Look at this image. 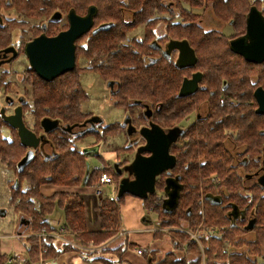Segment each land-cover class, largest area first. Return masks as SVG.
Returning a JSON list of instances; mask_svg holds the SVG:
<instances>
[{"label":"flooded vegetation","instance_id":"1","mask_svg":"<svg viewBox=\"0 0 264 264\" xmlns=\"http://www.w3.org/2000/svg\"><path fill=\"white\" fill-rule=\"evenodd\" d=\"M71 13L80 22L93 13L70 47L67 42L57 47L62 59L73 51L71 68L42 78L26 48L40 36L52 38L68 31ZM251 13L255 25L264 24V0H0V88L8 91L6 106L0 107V135H9L11 140L17 135L20 140L18 127L7 120H15L20 109L26 128L40 136L35 153L44 160L60 156L62 160L73 151L78 165L83 164V174L72 175L75 189L89 186L96 169L91 166L93 157L114 173V182L122 172L134 178L126 170L131 162L122 164L119 152L112 162L103 156L101 147L111 135L168 136L176 164L157 175L152 193L163 207L175 186H179L180 199L186 186L184 171L195 165L205 167L211 154L222 153V147L244 186L264 189V112L259 111L264 60L248 61L231 46L236 39L250 42ZM224 27L231 30L226 33ZM227 49L230 52L224 55L232 60L222 63ZM184 87L188 91L182 94ZM45 119L55 126L47 130ZM245 134L253 146L255 138L262 142L256 162L238 142V135ZM86 138L93 142L81 145ZM141 153L150 155L147 150ZM162 174L165 185L161 188L157 180ZM168 178L172 185L166 190ZM208 178L213 192L200 201L216 200L221 207H230L226 213L230 225L236 227L246 214L233 201L224 200L220 175ZM18 180L13 181V188L21 186ZM158 248V244L152 247L161 257Z\"/></svg>","mask_w":264,"mask_h":264},{"label":"trees","instance_id":"2","mask_svg":"<svg viewBox=\"0 0 264 264\" xmlns=\"http://www.w3.org/2000/svg\"><path fill=\"white\" fill-rule=\"evenodd\" d=\"M217 12V15L222 14L219 8ZM226 51L230 52L228 49L224 50L222 63L232 60L231 56L224 55L227 53ZM240 66H242L241 63ZM238 68L240 67L238 66ZM34 95L36 100H39V91H36ZM36 108L38 109V107ZM15 137L16 140H9L0 135V162L10 166H14L13 159L18 156L20 149L23 153L26 150V147L19 142L18 136L15 135ZM238 137L239 144H244L247 148L245 153L250 154L253 160L257 158L262 142L258 143L255 138L253 146L246 134L238 135ZM14 143L19 148L14 146ZM221 152L219 155L211 154L210 162L205 167H196L195 165L194 169L184 171L186 186L173 211H166L154 194L140 198L146 210L151 209L159 216L158 228L160 230L153 232V241L168 236L173 244L171 251H167L163 254L164 256L160 257L156 255L158 251L150 246L143 247L123 238L124 240L117 247H104V251L101 252L103 254H98L95 251L83 252L85 253L83 258L100 261L103 264H122L128 262L123 259V255L129 248H140L144 255L148 254L151 261L157 262V264H203V261L205 264H264V189L245 187L242 176L234 171L229 160L231 157L224 147ZM71 153L75 155L73 151L66 152L62 160L61 156L54 160H44L36 152L35 157L23 167L22 171L16 168L18 179L26 181L28 187L26 189H23L22 186L14 187L10 202L14 209H18L19 212L30 217V234L25 242L27 255L24 259L15 256L13 262L10 263L8 261L12 257L10 253H3L0 254V263L49 264L63 252L76 249L80 252L81 249L76 247L75 243L84 246H88V244L99 246L120 233V203L129 193L119 195V180H116V191L118 192L116 197L108 195L99 197L100 228L97 230L89 229L84 200L77 192L69 193L60 190L49 196L41 193V187L45 184L73 186L72 175L76 172L79 175L83 174V164L78 165L79 161ZM254 161L256 162V159ZM103 172H108L111 176L114 175L107 169L96 168L89 185L99 182V177ZM214 174L220 175L222 179L221 195L224 196V200L233 201L237 210H242L246 214L245 219L238 220L236 227L230 225L232 222L226 213L230 207H221L216 200L203 199L200 201L203 196L213 192L208 177ZM59 209L63 212V218H61L60 224L59 222L55 224L51 218ZM250 211L253 212L252 219L249 218ZM251 220L255 221V226L249 230L247 224ZM60 227L63 228L62 234L68 238L67 240L62 241L52 235V232L58 231ZM211 227L217 228L216 232H213ZM179 228L197 230L198 240L204 245V260L202 259V250L196 240L190 237L189 232ZM43 229L46 233L44 235L41 233ZM249 232H254L255 237L246 238V234ZM182 245L186 248L184 254H176V250H183ZM40 246L47 249L42 257ZM189 254H194V258H189Z\"/></svg>","mask_w":264,"mask_h":264},{"label":"rangeland","instance_id":"3","mask_svg":"<svg viewBox=\"0 0 264 264\" xmlns=\"http://www.w3.org/2000/svg\"><path fill=\"white\" fill-rule=\"evenodd\" d=\"M231 29L229 27H224V32L228 33ZM15 78V77H14ZM13 78V79H14ZM8 94V91L3 90L0 88V107L5 105L4 98ZM6 106V105H5ZM4 137H8L9 140L11 138L9 135H3ZM111 135L109 137V143H104L101 147V151L104 152L103 156L105 155L106 158H109L108 161H113L116 157V153H120V157L123 159V163L129 164L132 162L135 158L136 150L141 146L146 143V140L144 137L139 136V135H125V137H114ZM16 140V137H14ZM93 141L90 140L89 138H86V140L81 143V145L85 144H90ZM120 144V146H118ZM14 146L18 145L14 143ZM19 148V147H18ZM120 148V149H119ZM116 151V152H115ZM25 153V151H24ZM23 157V151L20 149V153L18 154L17 157H14L13 159V164L14 166H10L8 164H5L3 162H0V209H5L7 211L5 216L0 215V254L3 253H10L11 256H18L22 259H24L27 255V250H26V245L25 242L27 240L28 235L30 234V227H31V221L29 220L30 217L27 214L22 215L21 212L18 211V209H14L10 202V198L12 197L11 193H13V186L12 183L14 180L18 179V171L16 169L18 162L22 159ZM90 162L92 163L91 166L96 167V168H102L103 166L100 165L102 162L98 157H93L90 159ZM102 166V167H101ZM128 173L122 172L120 176H115L116 180H121L124 177H128ZM164 175V174H163ZM161 175V177L157 180V184L162 188L163 185H165V177ZM18 176V177H17ZM21 179L19 178L18 182L21 183V186L23 189H26L28 187V184L26 181H20ZM47 185H54V184H47ZM116 185L117 183L114 182L115 186V192L117 196V191H116ZM162 185V186H161ZM52 186H47V192H50ZM57 187L61 190H67L71 193L72 189H75L73 186H64V185H57ZM110 185H106L103 188V191L105 192V195H108L110 197L112 196V193L110 191ZM42 188L41 187V193H42ZM95 186L89 185L86 186V188H83L81 191V197L84 200V205H85V210H86V218L88 222V227L91 230H97L100 228V214H99V196L96 195L94 192ZM160 188V189H161ZM44 191V190H43ZM43 194V193H42ZM45 195V194H44ZM128 197V199H140L137 196H133L130 194H127L124 197V201L120 203V212H121V223H120V233L118 236H114L105 243H101L99 246L91 245L88 244V246L84 245H78V243H75L74 245L76 247H79L80 252L76 250H71V251H76L78 256L81 259H77L76 263L73 261L74 259L69 258V263L70 264H103L99 263L100 261H94L92 259L86 260L84 257L83 252L87 251H95L98 254H103L101 253L102 250L104 251V247H117L119 244H121L122 240L128 239V241L139 245H142L144 247L150 246V248L154 247L156 248V245H159V251L162 252L161 255L165 254L167 251H171L173 249V244L171 239L168 236H163L160 240L158 241H153V232L156 230H160L157 228V216L156 213L153 210H146L141 204H138V207H140L143 210V213L139 215L140 219V226L143 227V224L145 223L143 218L148 216L149 218L152 219L153 224L155 225L152 229V236L149 235L148 233L145 232H140V233H134L133 238L131 239L130 233L131 230L130 226L133 227L137 225L138 221L134 219L133 223L130 222V214L131 212V205L130 204H125V198ZM133 197V198H131ZM142 201V199H141ZM142 203V202H141ZM143 204V203H142ZM136 205V204H135ZM21 215L26 218L29 222H24L22 225H20V220H21ZM63 218V212L62 210H56V212L53 214V217L51 218L53 221H55V224L59 222L61 223ZM139 224V223H138ZM152 226V225H151ZM168 230V229H167ZM164 231H166V228H164ZM189 235L192 239L196 240L197 244L202 250V259H205V251H204V245L203 243L198 240V233L197 230H189ZM126 235H124V233ZM128 232V233H127ZM255 237V233L249 232L246 234V238H253ZM124 238V239H123ZM131 239V240H130ZM137 248H129L126 253L123 255V259H126L128 262L122 263V264H150L148 254H139L136 252ZM82 251V252H81ZM184 254V250L178 251L176 250V254ZM157 255V254H156ZM194 254H189V258H192ZM164 256V255H163ZM194 258V257H193ZM68 259V258H67ZM0 264H3L0 263ZM203 264L204 261H203Z\"/></svg>","mask_w":264,"mask_h":264},{"label":"water","instance_id":"4","mask_svg":"<svg viewBox=\"0 0 264 264\" xmlns=\"http://www.w3.org/2000/svg\"><path fill=\"white\" fill-rule=\"evenodd\" d=\"M257 13V12H254ZM92 14L86 16L83 22L74 20L72 13L70 15V21L72 25L70 29L64 33H60L57 37L46 38L45 36H40L34 41L28 44L26 48L29 56L30 63L33 68L37 71L38 75L42 78L50 79L65 69L71 68L74 59L73 51L70 50V57L62 59L59 57L60 51L58 48L61 43L67 42L70 47V42L75 38L77 33L82 32L87 27H83V23L90 22L92 19ZM252 14V13H251ZM252 16L249 20L248 36L251 38L249 43H246L243 39L232 40L231 46L234 51L242 54L246 60L261 62L264 60V24L263 22L259 25H255L252 22ZM67 52H64L66 54ZM46 55V56H45ZM187 88L182 90V94L187 93ZM259 94V111L264 112V92ZM20 109L17 110L15 120L7 118L8 121H12L15 127L19 129L20 142L25 147H30V149L25 153V156L18 163V170L22 171L24 166L33 158L35 153L34 149L38 147L40 143V136L34 135L32 131L26 128L22 117L20 116ZM44 123L47 124V130L55 126V122L50 119H45ZM52 123V124H50ZM146 138V144L138 151L134 160L127 166L131 174H133V179L129 177L122 178L119 183V195L123 193H129L133 196L139 198H145L149 194L155 192L157 175L170 170L176 164L175 156L170 154V141L166 135H144ZM149 151L150 155H143L141 152ZM264 182V178L262 179ZM172 185V179L168 178L166 180V190H168ZM179 186L173 187V192L169 193V199L164 203V209L166 211H173L177 205L179 197ZM236 207V206H235ZM0 215L5 216L6 210L0 209ZM146 218H143L145 220ZM29 222L27 219H21L20 225L22 223ZM255 221L251 220L248 224V229L252 230L254 228ZM151 263V258H149Z\"/></svg>","mask_w":264,"mask_h":264},{"label":"crops","instance_id":"5","mask_svg":"<svg viewBox=\"0 0 264 264\" xmlns=\"http://www.w3.org/2000/svg\"><path fill=\"white\" fill-rule=\"evenodd\" d=\"M47 186H52L51 189H50V192H47ZM83 188H78V189H72V191H76V192H81ZM44 190V191H43ZM61 189H59L57 186H54V185H45L43 186L42 188V193L45 194V195H52L53 192H56V191H60ZM71 190V189H69ZM67 191V190H66ZM133 198V197H131ZM140 201V202H139ZM125 204H130L131 205V214H130V222L133 223L134 219H136L138 221V223H136L137 225L131 227L130 226V229L129 231L131 230V233H130V236H131V239L133 238L134 236V233H140V232H145V233H148L149 235L152 236V228L155 226L153 224V221L151 218H149L148 216H146L145 220H144V224H143V227L140 226V219H139V215H141L143 213V210L138 207V204L140 203L141 206H143V204L141 203V199H128V197L125 198ZM139 202V203H138ZM136 204V205H135ZM144 207V206H143ZM152 225V226H151ZM124 233V232H123ZM128 233V232H127ZM124 235H126L124 233ZM130 239V240H131ZM130 242V241H129ZM132 242V240H131ZM130 242V243H131ZM133 243V242H132ZM139 245V244H137ZM160 245V244H159ZM142 246V245H140ZM144 247V246H143ZM68 258V259H67ZM69 258L70 259H74L73 261H77V259H81L78 254L76 253V251H68V252H63L61 253L57 258H54V260H52L49 264H70L69 263ZM99 263H102V262H99Z\"/></svg>","mask_w":264,"mask_h":264},{"label":"built area","instance_id":"6","mask_svg":"<svg viewBox=\"0 0 264 264\" xmlns=\"http://www.w3.org/2000/svg\"><path fill=\"white\" fill-rule=\"evenodd\" d=\"M99 178H100L99 182H97V183L94 184V186H95L94 192L96 193V195L99 196V197L104 196L105 195V192L103 191V188L106 185H110L111 186L110 187V191L112 193V196L113 197H116L115 186H114V181H113L112 176L108 172H103ZM63 231H64L63 228L60 227L58 231L52 232V235H54L57 239H60L62 241L67 240L68 238L65 237L62 234ZM41 233H42V235L46 234L45 233V229H43V231ZM46 252H47V249L44 248V247H41V257ZM136 252L139 253V254H143L140 248H137L136 249ZM14 257L15 256H12L11 258H9L8 261L10 263H12L13 262V259H15Z\"/></svg>","mask_w":264,"mask_h":264}]
</instances>
